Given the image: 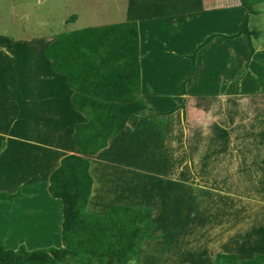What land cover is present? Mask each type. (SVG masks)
<instances>
[{
  "label": "crops",
  "instance_id": "1",
  "mask_svg": "<svg viewBox=\"0 0 264 264\" xmlns=\"http://www.w3.org/2000/svg\"><path fill=\"white\" fill-rule=\"evenodd\" d=\"M115 3L114 10L124 12L120 23L127 21L128 0ZM135 4L137 14L143 15L136 21L140 96L150 110L132 115L106 148L86 156L92 178L86 210L99 214L104 205H112L103 197L108 187L99 193L95 186L99 167L118 174L112 187H121L130 175L140 176L141 182H131L123 196L121 189H111L117 198L113 204L152 207L153 239L169 238L172 248L181 246L179 238L191 224V229L197 227L208 237L222 226L239 225L244 233L235 237L251 235L255 244L241 239L238 247L226 243L217 252L234 254L237 261L264 255V48L252 46L253 36L250 42L244 35L227 38L237 32L245 9L236 0H136ZM227 10L237 18L230 32L205 21ZM209 35L215 36L196 51ZM54 38L16 41L0 35V193L20 194L11 202L1 201L0 209L7 210L19 200L29 206L24 209L28 215H0L4 217L0 236L20 232L22 224L28 232L26 222L43 223L41 218L50 217L44 202H59L61 213V202L48 194V178L61 158L80 155L73 125L86 118L71 107L66 77L53 72L44 56ZM225 51L233 65L223 71L220 55ZM213 54L219 60H213ZM209 85H215L213 90ZM237 174L251 184L259 182L258 208L248 194L242 208L232 204L231 196L237 198L238 192H226L238 189ZM254 175L260 177L256 180ZM157 189L163 203L158 213L153 202ZM221 201L227 203L225 210L218 209ZM36 209H44L42 215H34ZM10 219L13 225H8ZM181 221L187 226L177 225ZM49 227L47 222L41 229L49 232ZM207 245L213 249L211 242Z\"/></svg>",
  "mask_w": 264,
  "mask_h": 264
},
{
  "label": "trees",
  "instance_id": "2",
  "mask_svg": "<svg viewBox=\"0 0 264 264\" xmlns=\"http://www.w3.org/2000/svg\"><path fill=\"white\" fill-rule=\"evenodd\" d=\"M135 1L128 0L127 21L123 23L59 33L47 44L45 58L53 72L66 77L72 90L71 107L86 118L73 125L80 155L61 158L48 178L49 196L61 202V245L34 250L24 245L15 250L0 247V264H130L140 244L152 238L150 207L111 205L104 214L86 210L92 187L86 156L106 148L132 115L150 110L140 96L136 21L143 15L137 14ZM238 1L245 14L237 32L227 38L244 35L250 42L256 34L250 17L257 11L251 0ZM214 36L206 37L196 51ZM18 196V192L0 193V202ZM212 264H264V255L237 261L234 254L217 253Z\"/></svg>",
  "mask_w": 264,
  "mask_h": 264
},
{
  "label": "rangeland",
  "instance_id": "3",
  "mask_svg": "<svg viewBox=\"0 0 264 264\" xmlns=\"http://www.w3.org/2000/svg\"><path fill=\"white\" fill-rule=\"evenodd\" d=\"M230 1L231 0H226V3H229ZM237 1L238 0H236V2ZM115 2L116 0H102L99 4L97 0H0V35L8 38H13L16 41H26V40L50 41L59 33L77 31L82 28H86L87 26L98 27L112 23L114 24L120 23V20H125V17L121 18L124 12H121L119 14L117 12L119 10H114L115 7L114 5L116 4ZM251 2L253 3V7L255 11H257L256 14L251 15V20L249 23L250 27L256 32L255 36H253L252 38V46L255 48L262 46L264 48V0H251ZM106 5L107 7H105ZM105 9L107 10V12L104 11ZM210 15L211 14H208L206 17H209ZM70 16H75L76 19L74 21L69 20ZM235 18L236 17L230 16L227 10L226 12H223V14L214 15L210 19L208 18V20L205 21L208 22V24L214 21V27H216L217 30L219 28H223L222 32L228 33L232 30V27L235 26L234 25L236 22L235 20H237V18L236 19ZM229 55L230 53H228L227 51L222 52L220 55V58L223 60L222 62L223 63L222 65L224 66L223 71H226V69L229 68L230 64L233 65V62L231 63L230 61L231 59L228 57ZM212 59L219 60L218 54L217 55L213 54ZM209 86L213 90L215 85H209ZM117 175L118 174L112 173L111 170L108 171L107 168L103 169V167L102 168L99 167L97 172V178L95 179V186L98 187L97 189L99 193L101 191H104L108 187L109 193L108 194L103 193L104 195L103 197L104 199L106 198L105 203L109 202L110 205L111 204L117 205V204H113L115 203L114 200L117 198L116 195H113L115 193L111 192L112 188L113 190L121 189L120 194L123 196V194H125L126 191L130 189L129 184L141 182L140 176L130 175L128 177L130 181L124 180L121 184V187L118 188L116 186L112 187V184L115 182ZM243 176L245 175L237 174L238 189L230 190L226 192V194L238 192V197L235 198L231 196V201L232 204L235 205L238 203L237 206L239 207V209L245 205V201L247 197L245 194H248L249 197H252L254 199L252 202V204H254V207L258 208L260 204H262L261 201L258 200L260 196L259 193L261 191L259 189H256V187H258L259 185V182L254 181L251 184L249 181L246 182ZM249 176L252 175H246V177ZM259 177L260 175H254V178L256 180ZM233 185L234 186L236 185L235 182L233 183ZM251 186H253L254 189L250 188ZM101 187L104 188L101 189ZM161 192L163 193V195L165 194V190L161 189ZM220 192L221 191H215V190L212 191V193H220ZM139 194L142 193L139 192ZM155 194L156 196L155 199L153 197V202L155 204L154 207L158 210L157 211L158 213L160 212L159 211V208L161 207L160 205L163 203H160L161 200L159 198L161 197V194L159 193L158 189L156 190ZM119 197L122 198L120 195ZM58 203L47 205L44 202L43 203L44 206L45 207L48 206L50 210V217L48 219L46 218L42 219L40 217L41 220L44 221L43 223L40 224L38 223L37 220L36 222H32V223L26 222L28 225V232H26L25 230L26 228H24L23 224L21 223L22 229L20 232L14 230L12 231L13 234L9 236L1 234L2 236H0V246L12 250H15L19 245H24L25 248L28 250H34V249L46 248V247H59L61 245V242H60V233L58 229L60 227L61 213L58 208ZM223 203L224 201H221V204L218 205V209L225 210L227 208L226 205L227 203L226 202L224 204ZM22 204L24 203H22V201L19 200L13 205V207L7 209L8 211L5 210V208H1L0 215H6L10 213L12 214V216L14 215L15 217H17V215L24 216L25 214H27L25 213L24 209L29 208V206L25 207V205ZM106 206L107 205H104L102 207L103 209L101 208L102 210L97 211V213L102 214L106 212L108 208V207L105 208ZM165 208L168 209L167 207ZM44 209L40 210L41 212H39V210L36 209L35 213L33 212V214L35 215L39 212V214L41 213L42 215ZM195 212L193 211V213ZM27 215L25 216V218L27 217ZM3 218L4 217H1L0 219ZM34 219H39V217L37 216ZM46 220L48 224H50L49 232L48 229L47 230L41 229V227L45 229L47 224ZM7 223L8 225L10 224L13 225L14 220L13 221L8 220ZM190 224L191 223H189L188 225ZM32 225L34 226L32 227ZM177 225H180V227L185 225L187 226V223H183V221H181L178 222ZM159 226H161V224ZM191 226H193V224L187 226L186 231L185 229H181L185 231L183 236L179 238L182 243L181 246L183 247L179 246V244H176L174 245L175 247H172L174 249H172L171 247L168 246L169 238L163 239V237H161L163 239V242H159L156 239L150 238L144 240L140 244L138 255L135 260L130 262V264H212L213 257L215 256V254L219 253L217 251L220 248H223V245H225L226 243L229 244L234 242V245L238 247L240 242L239 240L243 239L244 242L255 244L254 241L251 242V235L245 237L241 236L239 238L235 237L236 234L240 235L244 233L242 227L239 225L237 227H235L234 225L232 227L230 225L227 227L222 226V228H220L221 230L217 229L216 235H214L213 237H208L209 235H206L207 236L206 237L205 234L203 235L202 230L200 233L198 232L199 230L197 227H193L191 229ZM155 227L157 226L155 225ZM170 227L171 226H169V229ZM160 231L162 230L160 229ZM171 231L173 233H176L175 230L172 228ZM156 233L158 232L156 231ZM165 237H169V236H165ZM210 242L213 245V249L211 248L212 250L208 249L210 246L207 244ZM177 247H179L178 252L176 251ZM195 251L201 252L202 257L201 255L198 256L194 254ZM190 252L192 253L194 252V253L191 256H189Z\"/></svg>",
  "mask_w": 264,
  "mask_h": 264
},
{
  "label": "bare ground",
  "instance_id": "4",
  "mask_svg": "<svg viewBox=\"0 0 264 264\" xmlns=\"http://www.w3.org/2000/svg\"><path fill=\"white\" fill-rule=\"evenodd\" d=\"M14 210V209H13ZM8 211V210H7ZM18 213V212H17ZM31 229V228H30ZM34 230V229H33Z\"/></svg>",
  "mask_w": 264,
  "mask_h": 264
}]
</instances>
